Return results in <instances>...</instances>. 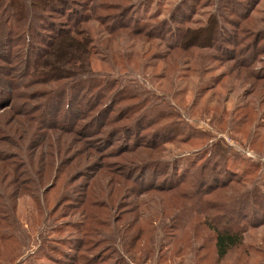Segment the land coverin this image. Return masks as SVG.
Segmentation results:
<instances>
[{
    "label": "rangeland",
    "instance_id": "374dc122",
    "mask_svg": "<svg viewBox=\"0 0 264 264\" xmlns=\"http://www.w3.org/2000/svg\"><path fill=\"white\" fill-rule=\"evenodd\" d=\"M69 3L95 55L79 80L36 86L11 60L0 206L21 247L0 264H161L192 245L212 264L213 222L243 233L220 264H264V0ZM163 197L182 211L161 217Z\"/></svg>",
    "mask_w": 264,
    "mask_h": 264
},
{
    "label": "trees",
    "instance_id": "16d2710c",
    "mask_svg": "<svg viewBox=\"0 0 264 264\" xmlns=\"http://www.w3.org/2000/svg\"><path fill=\"white\" fill-rule=\"evenodd\" d=\"M87 1L91 2V0ZM69 2L70 0H0V70L5 69L8 73L3 75L0 72V110H8L12 107V98L16 94L15 88L12 86L14 84L12 78L18 75L17 73H11V71H15L18 67L13 68L11 60L14 57L17 58L22 52L27 59L24 58L20 74H24V78H38L37 81L40 82L36 86H43L46 83L75 82L80 79L81 71L89 68V60L95 56L94 50L89 49L90 38L88 34L77 27L81 22L75 24L69 23V19L73 22L74 16H76L73 9L68 6ZM79 9H81V6ZM35 11H39L40 13L36 14ZM87 12L92 14V6L88 7ZM35 20H39L40 22L36 26L33 24V22H36ZM28 32L30 35H28ZM12 53L14 56H11ZM19 80L23 79L19 78ZM8 86L10 90H8ZM95 100L93 99V101ZM22 115L24 114L22 113ZM5 117L6 121L2 124L3 128L0 131L3 133L4 128L14 121L13 115L6 113ZM125 128L127 131L130 130L128 129L130 128L129 126ZM130 133H133L132 130ZM137 142L138 139H134L132 145L128 143L130 144L128 146L132 148ZM148 145H152L146 148L150 152H155L159 148L156 143ZM143 163L147 164L150 162ZM14 173L15 177H17L18 173L15 171ZM6 176L4 178L2 175L0 176V192L5 194V198L10 199L7 192L12 191L14 193V190L13 188L11 189L10 185H7L10 179H5ZM203 195L202 197L209 196V194ZM4 197L2 198V194H0V201H3ZM13 197L15 198L16 194H13L11 198ZM175 199L177 200L174 197H167L165 202V197H163L162 201L158 200L157 211H159L161 217H164L165 214L164 206L160 205L161 202L169 210H175L177 213L176 208L173 206H178L177 209L182 211L183 206H180ZM179 199L181 200V198ZM202 210H204L205 214V211H213L214 209L209 205H204ZM8 215L9 212L0 206V260L5 263H10L17 258L21 247V243L18 240L20 233L17 227L8 220ZM163 220L164 218L161 219V223ZM217 225V223L213 222V228L208 227L213 236L212 249L214 260L212 264L227 262L226 258L229 253L239 248L242 244L240 234L243 233H238L241 231L234 230L229 232L224 228H218ZM240 226L242 229L243 224H240ZM173 228L175 227L171 226L169 229ZM5 229H8V233L2 234ZM195 232V229L192 228V234L189 235L191 236L189 244L194 243L196 239ZM139 238L135 240L130 238L129 242L136 243ZM21 239L23 243L22 236ZM145 242L148 243V240H145ZM165 248L167 249L166 252L159 251L161 264L169 263L172 257L177 258V254L180 255L181 252L182 254L184 253L181 256L182 258L178 259V262L172 261V264H205L206 259H208L205 247H196V245L185 248L174 247L171 252L169 247ZM141 249L148 252L150 247H141ZM236 262L234 264L241 263L240 261Z\"/></svg>",
    "mask_w": 264,
    "mask_h": 264
}]
</instances>
